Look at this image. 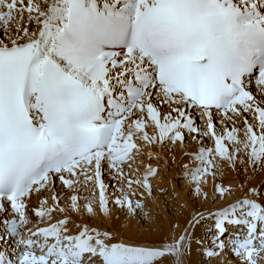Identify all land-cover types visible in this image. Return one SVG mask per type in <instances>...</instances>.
<instances>
[{"label":"snow or ice","instance_id":"snow-or-ice-1","mask_svg":"<svg viewBox=\"0 0 264 264\" xmlns=\"http://www.w3.org/2000/svg\"><path fill=\"white\" fill-rule=\"evenodd\" d=\"M186 135L197 195L217 161L264 167V0H0V225L15 241L0 264H184L187 228L125 240L83 218L136 215L133 186L151 194L157 174H140L143 146ZM249 191L207 214L203 255L264 260V194Z\"/></svg>","mask_w":264,"mask_h":264},{"label":"rangeland","instance_id":"rangeland-1","mask_svg":"<svg viewBox=\"0 0 264 264\" xmlns=\"http://www.w3.org/2000/svg\"><path fill=\"white\" fill-rule=\"evenodd\" d=\"M198 125L202 127L199 118L195 117ZM204 124V123H203ZM205 146L212 147L213 142L205 139ZM201 145L186 135L184 144L177 142L172 145L168 142L160 145L143 146L144 155L140 157V169L142 174L149 164L157 170L155 177L150 179L151 194L148 190L133 186L135 195L131 196L133 202L139 200L143 208L136 215H132L126 208H119L110 204V217L99 215L95 220L85 216V222L93 226L107 228L116 233L117 239L136 240H166L171 242L187 228L191 232V248L186 254L184 264H244L230 249L221 252L219 257L208 258L203 255L204 250L210 248L212 233L210 228L212 221L207 218L209 212H214L222 207L234 203L245 195H251L250 189L255 187L264 194V167L253 169L243 156L244 163L237 160L235 166L227 161H217L216 176L206 177V182H201V195H197L195 185L190 173L197 166L194 160L195 154ZM151 153V156H148ZM106 180L107 174L105 176ZM211 180V183H209ZM110 184L115 181H108ZM215 185H220L226 190L224 197L215 193ZM254 185V186H253ZM256 185V186H255ZM59 187V185H57ZM251 187V188H250ZM114 189H110V192ZM203 192H207V199ZM81 196H89L88 191H82ZM264 199V197H252ZM66 203L61 201V204ZM96 207V205H94ZM204 213L206 219L201 220L194 228L189 227V221L197 213ZM61 218L56 215L54 219ZM33 219H35L33 217ZM103 221V223H100ZM0 236H3V226L0 225ZM199 241V243H197ZM15 247L14 239L3 236L0 239V251H4L12 257L11 250ZM259 264H264L261 260Z\"/></svg>","mask_w":264,"mask_h":264},{"label":"bare ground","instance_id":"bare-ground-1","mask_svg":"<svg viewBox=\"0 0 264 264\" xmlns=\"http://www.w3.org/2000/svg\"><path fill=\"white\" fill-rule=\"evenodd\" d=\"M198 120H199L200 124H202V127H203V126H204V124H203L204 122H203L201 119H198ZM206 179H207V178H206ZM208 181H209V183H211V180L208 179ZM253 186H254V185H253ZM255 186H256V185H255ZM250 188H251V187H250ZM243 263H244V262H243Z\"/></svg>","mask_w":264,"mask_h":264}]
</instances>
